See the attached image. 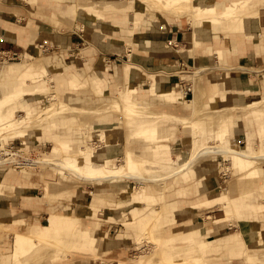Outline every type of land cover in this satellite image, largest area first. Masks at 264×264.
Segmentation results:
<instances>
[{"label": "rangeland", "instance_id": "rangeland-1", "mask_svg": "<svg viewBox=\"0 0 264 264\" xmlns=\"http://www.w3.org/2000/svg\"><path fill=\"white\" fill-rule=\"evenodd\" d=\"M22 1L27 4L32 16L31 20L36 23V25L39 27L47 26V29H53L60 37H63L65 34H72L74 42L80 43L64 47L61 43L55 42L50 48L47 45H37L35 49L29 50L31 55L25 52L26 50H21L18 51V58L0 62V95L10 92L12 87L20 82L19 77H21V72L28 66H32V74L28 77L27 81H25L26 84L19 86L22 91L17 93L18 97L16 98V104L20 110L24 107H30L34 112L41 111L44 106L50 104V97L47 96L50 92H54L55 90L67 92L71 94L69 97L71 96L72 98L77 95V91L79 92L84 88L91 89L96 95L104 94L96 90L94 86L96 82L101 83V81L107 77L105 71L103 72L104 76L100 75L97 68L106 69L110 66L108 62V55L110 53H114L118 58V65L115 68V73L117 75L115 78L113 77L116 80V84H123L124 79L121 75V68L122 66L125 68V85L122 89L118 88L117 93L108 92L106 95H102L101 101L91 108L73 102V99H69V103L66 106H56L55 110H52L51 115L47 119H41L37 122V125L33 124L32 128L40 127V131L46 132V135L40 140L32 143V148L35 151L43 150V148L50 149L51 140L55 139L69 141L74 147L83 145L92 149L102 143V140L98 141L97 139L99 138L95 135L103 134V132L107 130L117 128L120 138L114 139L115 152L112 154L114 157H112V159H114L115 163L120 164L124 162L128 151L140 150L142 146L146 145L147 147L145 148H152V143L143 142V139L138 137L135 133L137 131L136 127L139 125L138 123L143 120V122H145L148 119L156 120L157 126L166 124L167 127H174V133L170 134V139L168 141L172 147L168 146L165 151V157H161L159 160L151 163L153 165L157 162V164L161 165L163 171H171L178 167H183L185 162L188 161L187 157L189 156L190 144L193 140H196L198 146L193 161L189 164L187 163L183 171L178 175L163 180L164 183H161L162 181L142 182L133 180L127 176H118L111 179H74L72 182L74 185L68 186L67 184L61 183L60 180L63 178H57V176H55L52 167L43 163L37 164V162L34 161L18 159L19 156L31 157L35 155L31 152V149L28 150L24 147L26 140L21 139L22 137H15L10 140L4 138L0 139V159H7V161L0 163V167L3 168V174L0 179L3 180L7 175V181L3 183V190L0 196L8 197L21 193L38 199L36 200L37 202L62 201L63 203L64 200L69 201L61 207L54 208L53 210L55 211H51L49 215L43 213L38 217H27L25 214L18 213L11 208L4 209L0 207V219L5 220L3 224H0V249L4 243H9L11 246L13 236V231L10 226L11 220H18V222L22 220L25 224L33 222L45 223L48 216L53 213H60L77 217L79 221L93 222L94 225H96L95 230H97L99 224H102L103 228L107 231L106 236L103 237L105 232L96 233V247L93 249H82V252H77L72 250L74 235L69 234L66 236L61 234L57 236L56 239H48L35 246L31 252L22 257V261L19 264H59L60 262L58 263V261H60V258L64 260L65 264H128L137 259L141 254L147 255L153 253L154 250L159 251L161 243L167 242L168 246L173 250L181 248L180 242L182 240H180V236L175 237L174 235L182 234L186 231V229L189 228L188 218H191L192 215L196 213L198 214L200 222L194 225L208 226L207 222L212 220V218L214 220L216 217L212 215L208 216L207 213H205L206 207L218 203L213 206V209H215V207H224L226 217L224 220L214 221L213 225H215L214 227L223 226L224 229L217 233V235L214 231L209 232L205 235V238H214L230 232L237 233L241 230V234L247 244L244 245L241 251L235 254L234 257L230 254L232 252L229 253L228 250L218 246L219 250L215 252L212 251L211 255L208 257L211 259H220L224 264H264L262 261L260 263L255 262L256 259L254 261L248 259V239L246 235H251V231L248 227V221L242 215V209L245 206H247L248 209L252 207L256 209L257 206V212L254 214H259V218L263 216L260 210H264V191H261V188L264 187V173L257 169L254 173H249L248 170H240L239 168L233 167V156L230 153H219L214 151L206 153L200 151L199 153L200 149L212 145L232 147L243 151L251 149L258 153L261 151L258 150V148L260 145H264V97L260 98L263 104L257 108L239 107L238 105L236 107H231L229 103L219 98L217 96L218 93L215 92L213 99L210 101V105L203 106L210 93V86L208 80H206L207 77H211L217 81V86L220 87L222 84L229 88L225 84V76L231 74L235 69H248L249 71L257 69L247 68L232 63L227 59L228 52L221 53L218 50L215 51V54H213V51L210 52L211 63L208 66L198 67L189 64V66H181L177 67V69L173 68L170 70L160 68L167 72H178L177 78L174 79L173 87L176 92H178V96L185 99V102L179 99L176 104H178L177 107H181L188 113V117L180 120L182 124L175 122L173 125L170 121H174V118H170V121H162L163 123H159L161 118L149 112L147 107L143 111L130 110V107L137 106L132 105L130 101L129 107L125 108L127 99L133 101L132 95L125 94L129 91L128 84H135L134 93H136L138 87H149L150 73L159 70L153 69L149 74L143 72V58L147 54H150L148 52H136L139 48L138 44L144 47L143 38L147 37L148 31L151 30L152 26L156 27V29L159 26L164 27L163 23L173 26L179 24L183 31L190 30L187 20L190 16L195 25L193 33L196 40L197 33H195V28H197L196 23H199L197 22L199 14H197L196 11L197 0L184 2V11L179 7L172 10L175 13H172L171 10H151L145 7V3L140 0H60L70 2L67 8H69V10L75 9L72 15L77 16L74 18L67 17L58 10H55L52 3L43 4L42 0ZM113 4H115V8L112 7ZM136 6H140L142 9L143 7L145 8L141 11V9ZM114 11H119L120 15H124V17L130 13L128 18L131 19V21H128L129 23H127L126 26H130L131 29L123 31L120 27L113 25L114 21L108 16ZM140 12L146 13L145 17L140 18L144 15H139ZM182 16L186 17L188 24L184 22ZM180 17H182L181 20L179 19ZM191 28L193 31V27ZM135 32H137L136 37L134 35ZM83 33L87 35V38L84 36V39L83 36H81ZM229 37H233V33L227 36V38ZM175 43L177 44L178 51L184 56L191 55L197 50V47L194 46L192 48H187L185 46V40L184 43H182V39L181 41H175ZM91 46L93 48L91 54L92 60H89L83 56V50L87 51ZM53 51L60 54L63 59H66V69L62 74L51 70L38 72V65L34 63V61L38 59L41 54ZM137 54H143V56L141 57V55ZM214 55L216 56L215 58ZM137 63L141 71V75H138L139 79H137L135 75L138 73L137 69H139ZM73 64L80 68L81 71L83 69L85 72L80 73L76 70L74 73L75 82L69 81V74L74 70V68L71 67ZM134 75L136 78H131V76ZM144 77L146 78V83L143 85L142 79ZM180 82H186L190 87L191 90L187 94L184 88L180 86ZM52 83L55 85V88L51 87ZM219 87H217V89ZM149 93L152 98H164L169 96ZM136 95L138 96V94ZM192 97H195V101L193 99L191 101L189 100ZM137 102L138 101H135L134 103ZM195 102L200 109L208 112L204 115L203 121L192 123L193 120H196L201 115L200 112H202L200 110L197 112L196 104H194ZM12 105V103L3 105V107H0V113L2 115L7 114ZM171 105L174 106L172 103ZM215 105L216 108H213ZM152 108L155 109V107ZM136 112H138L140 116L134 115ZM237 113L242 115L240 127L242 128V137H240V133L238 135V132H234V127L236 126L235 116ZM219 117H224L223 119L228 123L227 139L225 138L224 141L217 140L212 134L213 129L217 127L215 120ZM229 129H231V132H229ZM248 130L252 133L247 134ZM168 134L169 133H166V135ZM159 135L161 136L162 134L159 133ZM127 136L128 138L129 136L131 137L127 139ZM249 136H252V140H248L250 138ZM117 158H120V160L116 162ZM134 158H140V155L135 153ZM36 164L41 168V171L37 168L35 169ZM258 164L264 165V159L256 160L255 165ZM231 165L233 166L231 167ZM225 166L226 169L224 168ZM225 170L227 171L225 172ZM18 171H22L23 173L36 171V173H44V177L40 182L29 184V188L22 187L20 185L21 176L17 173ZM122 172L126 171L123 170ZM188 172H190V176H194V178L190 179ZM159 173H162V171ZM47 174L57 178L56 180L60 186L55 188L57 190L46 188L45 183L47 182ZM180 174H185V176L189 177L187 179L189 183H193V191L190 190L188 193H178V186L180 187V185L183 184V182L180 181L179 183L178 181L180 179ZM207 178H209V181L205 182ZM110 180H112V183ZM121 180H125V184L132 183L131 188L135 191V195L123 201H119V203L115 205V200L112 198V195L108 193L110 192L109 189H111V184L113 185L112 188L119 185L121 190L123 185L118 183ZM12 182H15V186H11ZM103 183H107L109 188L105 190L109 191L100 190L98 192H92ZM211 186H213L212 190L218 188L223 190L227 195L226 199L204 205L196 203L197 201L195 200H198L199 196L212 191H207L206 189ZM153 187L158 190V193L149 190V188ZM197 187H200L199 191ZM232 191H237L238 195H230ZM101 193H106L103 197L104 201L93 204L91 202L93 194L99 197ZM193 194H197V196L191 200L188 199L187 202H191L194 205L193 207H197V209L192 212H186L178 221L174 222L175 220H173L174 223L165 225L163 229L161 228L165 222L150 220L149 215L151 212L146 216L137 218V220L134 219L136 217H134L135 215L133 213L128 214L127 212L133 205H140L144 208V211H141L144 215L152 205L157 204L160 206V212H158V214H160L167 210L164 209L166 206L165 202L170 198L183 196L182 198L185 199V197L188 198ZM193 200L194 202H192ZM189 203H186V205H189ZM113 207L115 208L113 209ZM97 213L99 217H105V220L98 219ZM110 213L113 214V217H110ZM214 213L217 214V217L222 216L223 210ZM255 222L261 223L264 228V221ZM111 225H115L116 227H111ZM150 231L155 239L150 236ZM100 238H104L107 241L114 238H125L126 242L124 244L120 243L115 249H108L104 252H100ZM189 242L195 244L194 238H191ZM207 243L212 244L209 242ZM257 252L259 255L263 253V251L260 250ZM89 261H91V263Z\"/></svg>", "mask_w": 264, "mask_h": 264}, {"label": "bare ground", "instance_id": "bare-ground-1", "mask_svg": "<svg viewBox=\"0 0 264 264\" xmlns=\"http://www.w3.org/2000/svg\"><path fill=\"white\" fill-rule=\"evenodd\" d=\"M55 1L56 0H42V3H52V5H54ZM140 1L145 3L144 6L151 10L172 11L175 8L180 7L181 10L184 11V2H189L191 0ZM250 1L252 0H197L196 11L197 14H199V19L197 21L199 23H196L197 28H195V33H202L204 28L218 27L219 30L222 31V34L226 37L229 34L233 33V40H235L240 32H243L245 30L258 29L259 24L257 14L246 8V5ZM136 7L141 9V11L145 8L143 7L142 9L140 6ZM172 13L175 12L172 11ZM187 20L189 22V26L193 27V31L184 33L185 46L187 48H192L193 46L197 47L198 42L195 40L193 33L195 26L193 19L190 16V18L188 17ZM128 21H131V19L128 18ZM215 39L218 41V37H216ZM65 61L66 59H63L60 54H57L56 51H53L41 54L40 57L34 61V63L38 65V72L51 70L53 72L62 74V72L66 69ZM31 67L32 66H28L21 72V77H19L20 82L15 84L10 92L0 95V107H3V105H9L11 103L13 104L9 108L10 111L7 112V114L2 115L0 113V139L4 138L10 140L14 139L15 137H22L21 139L26 140L24 147L28 150L31 149V152L35 154L31 157L19 156L18 159L34 161L37 162V164L43 163L47 166H50L52 167V171L55 176H57V178L64 179L72 177L74 179L94 180L127 176L136 181H162L161 183H164L163 180H166L169 177L178 175L183 171L187 163L189 164L193 161L198 146L196 140H193V142L190 144L189 156L187 157L188 161L185 162L183 167L181 166L180 168L178 167L171 171H163L161 165L157 164V162L153 165L151 164L152 162L159 160L161 157H165V151L167 150L168 146H171V144L168 143L170 134L174 133V131H171L168 135L160 136L158 132L157 121L152 119H148L145 122L140 123L136 127L137 131L135 132L138 137L143 139V142L152 143V148H145L147 147L146 145L142 146L140 150H130L126 154L124 162L120 164L115 163L114 159H112V154L115 152L114 139L120 138V134L117 128L107 130L103 132V134L95 135L97 136V138H99L97 139L98 141L102 140V143L98 144L97 147H94L92 149L83 145L74 147L73 144L69 141H60L59 139H55L51 140L50 149L43 148V150L35 151L32 148V143L40 140L43 136L40 131V127L32 128L33 124L37 125V122L41 119H47L51 115L52 110H55L56 106H66L69 103V95L67 92L55 90L54 92H50L47 96L50 97V104L44 106L41 111L34 112L30 107H24L22 110H20L16 104V98L18 97L17 93L22 91L19 86L22 84H26L25 81H27L28 77L32 74ZM97 69L99 70V74L104 76V70L100 68ZM135 75L137 76V79H139V74L136 73ZM135 75L131 76V78L135 79ZM100 86L101 84L98 82L94 87L96 89H100ZM171 86H173V84H171ZM51 87L55 88V85H53L52 83ZM128 87L129 91L125 94L132 95L131 97L133 99L136 96V93H134L135 84L130 83L128 84ZM169 87L170 86L163 80L155 77L151 80V86L148 88V90L155 95H176V92L173 89H169ZM246 92L247 91L230 89L225 86H220L217 92V96L224 100V102L229 103L231 107H236L238 105L239 107L242 106L257 108L261 104H263L260 98L264 97V94L262 97H256L250 100H246V97L244 96ZM192 99L195 101V97H192L189 100L191 101ZM129 101L132 103V105H137L135 107H130V110L143 111L147 107L145 102L138 101L137 103H134L133 101L127 99L125 108L129 107ZM194 104H196V102ZM196 107L197 112H199V110L202 112H200L201 115L196 120H193L192 123L203 121L204 115L208 112L200 109L197 104ZM213 108H216V105ZM134 115L137 116L140 114L136 112V114ZM223 118L219 117L217 118V120H215V122L217 123V127L213 129L212 132L217 140L222 141H224L225 138L227 139L226 136L228 131V123ZM162 120L164 119H161L159 123H163ZM130 137L131 136H129V138ZM126 138L129 139L128 136ZM258 150L261 151L258 153L252 151L251 149L243 151L241 149L238 150L232 147L212 145L205 147L204 149H200L199 153L200 151L203 153L210 151L230 153L232 154L234 161V166L231 165V167L233 166L239 168L240 170H248L249 173H254V171L257 170L264 173V165H255L256 160L264 159V145H260ZM135 153L139 154L140 158H134ZM119 160L120 158H117L116 162ZM5 161H7L6 158L0 159V163ZM37 164L35 165V169L37 168L41 171V168ZM224 168L226 169V166ZM123 170H125L126 172H122ZM161 171L162 173H159ZM226 171L227 170H225V172ZM2 174L3 168L0 167V178ZM57 178L51 176L50 174H47V182L45 183L46 188H54L53 184H56L57 188L60 187L58 185V181L56 180ZM5 181H7V175L3 180L0 179V193L3 190L2 187ZM178 181L179 183L180 181L183 182L180 187L178 186V193H188L190 192V190L193 191V183L188 182L189 180L187 179V176H185V174H180V179ZM110 182L112 183V180H110ZM12 185L15 186V182H12L11 186ZM112 186L113 185L111 184L110 188L112 190L109 189L110 191H113ZM131 187L132 183H124L122 189L117 193L116 198L112 197L115 200H113L115 202V205H117L119 201H123L135 195V191H133ZM108 188L109 187L107 183H103L92 192L94 193L95 191L98 192L100 190L109 191L105 190ZM149 190L158 193V190L154 187L149 188ZM261 191H264V187L261 188ZM104 195H106V193H101L99 197L96 194H93V196L91 197V202L93 204L97 202H103ZM226 196L227 195L225 194V192L218 188L206 194H202L198 197V200L195 201H197L196 203L204 205L211 202L224 200L226 199ZM168 207L169 206L166 205L164 209H170ZM256 212L257 206L256 209H253L252 207L247 212H242V215L244 216V218L248 219L254 216V213ZM162 213L156 215L152 212L149 215V218L150 220L165 222L166 220ZM4 221L5 220L0 219V224H3ZM10 226L13 231L12 243L11 246L9 245V243H5L4 245H2V248L0 249V264H19L22 261V257L25 254L31 252L35 246L45 242L48 239H56V237L61 234L66 236H68L69 234L74 235V239L72 240L73 251L82 252V249H93L96 247L95 243L97 242V239L95 234H98L97 230H95L96 225H94L93 222H83L81 220L79 221L77 217L68 216L66 214L53 213L52 215L47 217L45 223L33 222L30 224H25L22 220L20 222H18V220H11ZM209 228L210 227H207L205 225L201 226L199 229L190 228L189 226V228H187L186 231H184L182 234L180 233L174 235L175 237L180 236V240H182L180 242L181 248L173 250L168 246L167 242L161 243L159 251L154 250L153 253H149L147 255L141 254L139 257H137V259L128 264H224V262L220 259H211L210 257H208L211 255L212 251L215 252L219 250L216 245L208 244L204 241L198 242L197 240H195L197 242L195 244L189 242L191 238L198 237L203 231ZM149 234L150 236H152V238L155 239V237L151 234V231L149 232ZM246 237H248V235H246ZM258 250L263 251L262 255L258 254ZM247 251L249 260L254 261L256 259L255 262L260 263L262 261V263H264V239H249ZM230 254L233 257L235 256L234 253ZM58 263L65 264L62 258H60V261H58Z\"/></svg>", "mask_w": 264, "mask_h": 264}, {"label": "crops", "instance_id": "crops-1", "mask_svg": "<svg viewBox=\"0 0 264 264\" xmlns=\"http://www.w3.org/2000/svg\"><path fill=\"white\" fill-rule=\"evenodd\" d=\"M70 2L66 1H60L56 0L55 4L53 5V8L55 10H58L59 12L63 13L65 16L74 18L77 15H72L75 9L69 10L67 8L69 6ZM115 4L112 5L114 7ZM89 6V5H87ZM86 6V7H87ZM88 8V7H87ZM115 8V7H114ZM246 8L248 10H251L257 14L258 17V29H251V30H245L243 32H240L237 35V38L233 40V37L227 38L222 34V32L219 30L218 27H209L204 28L202 33L196 34V41L198 42L197 50L192 53L191 55L184 56L182 55L177 48V44L175 41H181L184 43L186 32H192V28L189 26L190 30L183 31L179 24L168 25L167 23H163V26L153 27L150 31L147 33V37L143 38L144 47L140 44H138V49L136 52H148L150 55L144 56L143 60V72L149 74L153 69H159L157 72L150 73V85L151 86V80L155 77L160 78L165 83H167L170 87L169 89H174L171 84L174 85V79L177 78L178 72H167L163 71V69H173L181 66H189V64L195 65V66H208L211 63V51H213V54H215V51L218 50L221 53H227V59L231 61L232 63L239 64L243 67L247 68H255L257 70H248V69H235L231 74L225 76V84L230 89H238L242 91H247L245 93L246 100H250L256 97H262L264 94V0H252L247 5ZM114 10V9H113ZM54 12V11H53ZM118 12V13H117ZM76 13V12H75ZM128 14V13H127ZM144 14L142 17H145L146 13L140 12L139 15ZM130 15V13L128 14ZM128 15L124 17V15H120L119 11H114L111 15L108 17L111 18L114 22V26H118L121 28V30H129L131 29L130 26H126L128 22ZM183 17V16H182ZM180 17L179 19L181 20ZM32 16L31 13L27 7V4L24 3L22 0H0V50H11V51H21L26 50L25 52L29 53V50H33L36 48L37 45H47L49 48L54 45L55 42L61 43L62 45H74L78 44L80 42L75 43L74 38L72 34H65L63 37H60V35H57L53 29H47V26L42 27L36 25L31 20ZM142 20V19H141ZM184 22L187 23L186 17H183ZM188 24V23H187ZM137 32L134 33L136 37ZM81 36H85L87 38L86 34L83 33ZM218 37V41L215 39ZM84 38V39H85ZM233 40V41H232ZM175 44H174V43ZM82 49V48H81ZM86 49V48H83ZM83 56L85 58L92 60V46L89 47V50L85 51L83 50ZM31 55V54H30ZM143 56V54H137ZM136 55V56H137ZM216 56L214 55V58ZM109 64L110 66L106 69H102L106 72L107 77L101 81V86L99 90L100 92H103L104 94L96 95L92 92L89 88L81 89V91H77V95H75L74 98L71 96L69 99H73V102L80 103L88 108L93 107L94 105L98 104L99 101H101V96L106 95L108 92H115L117 93V89H122L125 85V68L122 66L121 68V75L123 80V84H116V80L114 79L116 77L115 68L118 65V58L114 55V53H110L108 55ZM148 61V62H147ZM71 64V63H69ZM139 69H137V72L139 76L141 75L140 66L137 63ZM6 67V66H5ZM4 67V68H5ZM74 70H72L69 74V81L75 82V76L74 73L79 71L80 73H85L82 69L76 67L75 64L71 65ZM7 68V67H6ZM5 68V69H6ZM163 68V69H160ZM112 75V76H111ZM98 76V74H97ZM96 76V77H97ZM114 77V78H113ZM142 84L144 85L146 82V78L144 77L142 79ZM206 80H208L209 83V89L210 93L208 95L207 101L203 104L204 105H210L211 99L214 97V93L218 92L219 86H217V81H215L211 77H207ZM92 81V79H91ZM85 82V81H84ZM98 83V82H96ZM95 83V84H96ZM220 86H223L222 84ZM149 87H138V90L136 91V95L132 100L135 101H143L145 102L147 109L149 112L153 113L154 115L160 117L163 122L164 121H170L166 119L174 118V121L172 124L174 125L175 122H180L182 118L188 117V113L184 111L181 107H177L178 104L176 102L179 99L184 100V98H181L178 96V92L175 94L177 95H169L164 98H152L150 95L148 88ZM217 87H219L217 89ZM217 89V90H216ZM71 95V94H68ZM67 95V96H68ZM174 104V106L171 105ZM202 106V105H201ZM152 107H155L153 109ZM182 110V112H181ZM140 116V115H139ZM236 126L234 127V132L238 135L240 133V137H242V128L241 122H242V115L240 113H237L235 116ZM111 121V119H110ZM144 121V120H143ZM142 121V122H143ZM233 121V120H232ZM139 122L138 124L142 123ZM182 124V123H181ZM191 128V127H190ZM244 130V129H243ZM171 131H174V127H167L166 124H160L158 125V132L162 135H166V133H170ZM192 131V128H191ZM229 132H231V129H229ZM42 136L46 135L44 131H41ZM248 133H252L250 130L247 131ZM250 138L248 140H252V136H249ZM19 175L21 176L20 179V185L22 187L29 188V184L40 182L41 179L44 177V173H36V171H29L27 173H23L22 171H18ZM194 173V171H193ZM190 172H188V176L190 179L194 178V176H190ZM195 174V173H194ZM187 176V178H189ZM206 177V176H204ZM74 178H68V179H61V183L69 185H74L73 182ZM209 178L205 180V182H208ZM215 181V180H214ZM125 180H121L118 182L120 185H124L123 183ZM54 188H57L56 184H53ZM53 190H57L54 189ZM198 191L200 190V187H197ZM213 186L206 188L208 190H212ZM116 189V190H114ZM120 188L119 185L113 188V191H110L108 194L112 195L113 198H116L117 193L119 192ZM175 195V194H174ZM230 195H238L237 191L230 192ZM197 194H193L192 196H189L188 198L185 197L183 199L182 197H175L170 198L165 202V205H168L170 209L165 210L162 214L165 218V223L162 225V228H164L165 225L169 223H174L178 221V219L183 216L186 212H192L197 209V207H193L194 205L190 202H187L188 199L191 200L195 198ZM36 198L25 195V194H17V195H11L8 197L0 196V207L1 208H11L12 210L17 211L18 213H23L27 217H38L39 215H42L43 213H49L56 207L63 206L66 202H69L68 200L62 201H39L37 202ZM194 202V200L192 201ZM62 203V204H61ZM186 203H189V205ZM218 203H214L212 205L207 206L205 213H207L208 216H214L216 217L214 220L207 222V227H210L209 229L203 231L198 237H194V241H204L212 243L213 245H216L218 247H221L222 249L228 250L229 252L234 253V255L243 248L244 245L247 244L245 241L243 235L241 234V230L239 232H230L224 235L216 236L214 238H205V235L209 232L214 231L217 235L220 231L224 229L223 226L214 227L213 225L214 221H220L224 220L226 217V212L224 207L213 209V206L217 205ZM112 208V207H111ZM115 207H113L114 209ZM200 209V208H199ZM222 211V216H216L217 214L214 213L216 211ZM249 209L247 206H245L242 209V212H247ZM61 211V210H60ZM63 211V210H62ZM141 211H144V208H142L140 205H133L132 208L127 211L129 213H133L136 217L134 219L137 220V218H140L141 216H146L150 212L155 213L156 215L158 212H160V206L159 205H152L148 211H146L143 215ZM261 211V216L259 218V214H254L251 218L246 219L248 221V227L250 228L251 235H248L247 239H255V240H262L264 239V228L262 227L261 223H256L255 221H264V210ZM105 213V210H104ZM225 214V215H224ZM219 215V214H218ZM98 219L105 220V217H99L97 213ZM110 217H113V214L110 213ZM198 217V214L192 215L191 218H188L189 226L190 228L199 229L201 226L194 225L200 222V219ZM247 217V216H246ZM259 218V219H258ZM173 220H175L173 222ZM113 222V221H112ZM116 225V224H115ZM115 225H111L115 226ZM116 227V226H115ZM97 232L104 233L103 237L106 236V230L103 228L102 224H99V227L97 228ZM213 232V233H214ZM100 252H104L108 249H115L117 246H119L120 243H125V238L120 239H111V240H105L104 238H100ZM195 243H197L195 241ZM5 244V243H4ZM91 263V261H89ZM86 264V263H85Z\"/></svg>", "mask_w": 264, "mask_h": 264}, {"label": "built area", "instance_id": "built-area-1", "mask_svg": "<svg viewBox=\"0 0 264 264\" xmlns=\"http://www.w3.org/2000/svg\"><path fill=\"white\" fill-rule=\"evenodd\" d=\"M18 51H11V50H0V62H5L11 59L18 58L19 56ZM180 86H182L187 94L191 89L187 85L186 82H180Z\"/></svg>", "mask_w": 264, "mask_h": 264}]
</instances>
